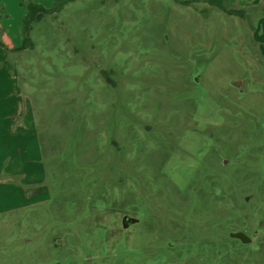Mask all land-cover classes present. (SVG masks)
<instances>
[{"label":"rangeland","instance_id":"374dc122","mask_svg":"<svg viewBox=\"0 0 264 264\" xmlns=\"http://www.w3.org/2000/svg\"><path fill=\"white\" fill-rule=\"evenodd\" d=\"M29 3L0 0V264H264V0H74L22 48Z\"/></svg>","mask_w":264,"mask_h":264},{"label":"trees","instance_id":"16d2710c","mask_svg":"<svg viewBox=\"0 0 264 264\" xmlns=\"http://www.w3.org/2000/svg\"><path fill=\"white\" fill-rule=\"evenodd\" d=\"M54 4L53 7L50 9H45L40 4L29 3L26 6V14L23 17V33L25 34V38L22 44V48L32 47V43L29 39V31L30 25L32 22L39 21L43 15L53 14L59 12L66 4L74 1V0H53ZM225 0H207V3L212 6H216L221 11L229 14L234 15L240 18L244 17L245 11L244 10H228L224 7ZM264 11V8L261 9Z\"/></svg>","mask_w":264,"mask_h":264},{"label":"crops","instance_id":"0c3cea01","mask_svg":"<svg viewBox=\"0 0 264 264\" xmlns=\"http://www.w3.org/2000/svg\"><path fill=\"white\" fill-rule=\"evenodd\" d=\"M252 2V1H251ZM254 3V2H253ZM24 125V124H23ZM11 129V130H10ZM9 129L8 133V141L5 142V144L8 145V149H10V155H16L17 152H14L15 150L12 148L13 146H17L20 148V154L18 153V156H21L22 152L21 149L24 148V145L28 142L30 139L31 134L21 125L13 126V128Z\"/></svg>","mask_w":264,"mask_h":264},{"label":"water","instance_id":"95a60500","mask_svg":"<svg viewBox=\"0 0 264 264\" xmlns=\"http://www.w3.org/2000/svg\"><path fill=\"white\" fill-rule=\"evenodd\" d=\"M128 222H135V220L132 219H127L126 217L123 218V227H127ZM231 237L233 238H237L240 239L241 241H245V237L243 234L241 233H235V234H231Z\"/></svg>","mask_w":264,"mask_h":264}]
</instances>
